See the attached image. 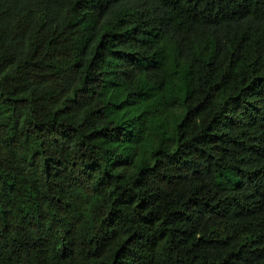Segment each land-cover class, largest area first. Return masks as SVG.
Instances as JSON below:
<instances>
[{
  "label": "trees",
  "instance_id": "obj_1",
  "mask_svg": "<svg viewBox=\"0 0 264 264\" xmlns=\"http://www.w3.org/2000/svg\"><path fill=\"white\" fill-rule=\"evenodd\" d=\"M0 264H264V0H0Z\"/></svg>",
  "mask_w": 264,
  "mask_h": 264
}]
</instances>
